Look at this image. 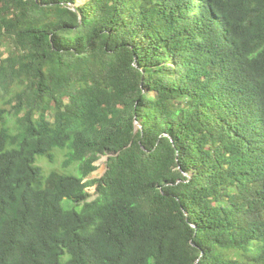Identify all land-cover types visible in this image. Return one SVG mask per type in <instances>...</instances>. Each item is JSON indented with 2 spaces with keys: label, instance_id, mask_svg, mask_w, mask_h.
I'll list each match as a JSON object with an SVG mask.
<instances>
[{
  "label": "trees",
  "instance_id": "1",
  "mask_svg": "<svg viewBox=\"0 0 264 264\" xmlns=\"http://www.w3.org/2000/svg\"><path fill=\"white\" fill-rule=\"evenodd\" d=\"M0 264H264V0H0Z\"/></svg>",
  "mask_w": 264,
  "mask_h": 264
},
{
  "label": "rangeland",
  "instance_id": "2",
  "mask_svg": "<svg viewBox=\"0 0 264 264\" xmlns=\"http://www.w3.org/2000/svg\"><path fill=\"white\" fill-rule=\"evenodd\" d=\"M10 124L12 126H15V124H16L15 120L11 119ZM67 151H68L67 149H55L54 153L56 154V158H55V161H53V162L50 161L47 157L37 156L36 164L41 166L47 174L53 170H58L62 173L78 175L79 173H78V171H76V165L75 164H72L69 166L64 165V161L66 159ZM97 166H98V169L93 174H96V178H99L100 175L103 174V172L105 171V169L107 167L106 160L99 161L97 163ZM96 191H97V185L89 188V192L92 195L96 194ZM63 205L68 207V208H71L73 206V203H70L69 200L67 199V200L63 201Z\"/></svg>",
  "mask_w": 264,
  "mask_h": 264
},
{
  "label": "water",
  "instance_id": "3",
  "mask_svg": "<svg viewBox=\"0 0 264 264\" xmlns=\"http://www.w3.org/2000/svg\"><path fill=\"white\" fill-rule=\"evenodd\" d=\"M74 7H75V6H74ZM111 155H114V153L104 155L99 161L106 160V162H108L109 157H110ZM99 161H98V162H99ZM98 162H97V163H98ZM97 163H96V164H97ZM106 171H107V167H106L105 171L103 172V174L100 175V177H102V176L106 173ZM93 173H95V171H94ZM91 178H96V174H93V175L91 176Z\"/></svg>",
  "mask_w": 264,
  "mask_h": 264
}]
</instances>
